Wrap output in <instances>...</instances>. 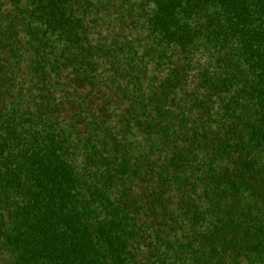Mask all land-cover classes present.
<instances>
[{
    "label": "trees",
    "instance_id": "trees-1",
    "mask_svg": "<svg viewBox=\"0 0 264 264\" xmlns=\"http://www.w3.org/2000/svg\"><path fill=\"white\" fill-rule=\"evenodd\" d=\"M0 264H264V0H0Z\"/></svg>",
    "mask_w": 264,
    "mask_h": 264
}]
</instances>
